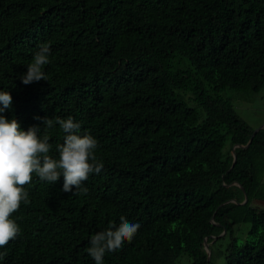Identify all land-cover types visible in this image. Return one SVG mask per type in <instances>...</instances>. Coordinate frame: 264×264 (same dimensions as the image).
I'll use <instances>...</instances> for the list:
<instances>
[{"label":"trees","instance_id":"1","mask_svg":"<svg viewBox=\"0 0 264 264\" xmlns=\"http://www.w3.org/2000/svg\"><path fill=\"white\" fill-rule=\"evenodd\" d=\"M44 43L47 81L25 85ZM262 87L264 0H0L2 115L54 159L65 134L43 118L72 117L103 164L86 194L33 174L0 264H95L91 237L121 216L140 228L103 264H264V127L246 145L225 95Z\"/></svg>","mask_w":264,"mask_h":264},{"label":"clouds","instance_id":"2","mask_svg":"<svg viewBox=\"0 0 264 264\" xmlns=\"http://www.w3.org/2000/svg\"><path fill=\"white\" fill-rule=\"evenodd\" d=\"M50 56V45H39L33 62L20 77L22 83L29 85L41 80L47 81L42 69L51 62ZM12 101L10 92L0 91V248L16 239L20 232L18 224L10 217L20 209L21 203H30L25 186L32 182L33 174L49 184H55L63 176L61 190L78 195L87 193L83 185L89 176L99 174L103 169V164L95 155L97 140L88 133L80 135L79 122L72 117L43 118L45 130L59 124L65 134L64 142L57 145L59 158L54 159L49 155L52 147L49 136L44 135L41 139L38 135L39 127L33 126L23 131L16 119L9 121L2 115L11 108ZM139 228L140 224L130 223L125 216H121L118 227L110 224L107 229L91 237V246L87 252L95 264H103L105 254L116 252L124 241L131 242Z\"/></svg>","mask_w":264,"mask_h":264},{"label":"rangeland","instance_id":"3","mask_svg":"<svg viewBox=\"0 0 264 264\" xmlns=\"http://www.w3.org/2000/svg\"><path fill=\"white\" fill-rule=\"evenodd\" d=\"M225 95L230 96L233 107L236 113L241 117L251 128L255 129L264 125V87L258 92H238L228 90ZM253 204L264 206L263 201L254 200ZM249 224H245L247 227ZM221 258L217 259V263Z\"/></svg>","mask_w":264,"mask_h":264},{"label":"water","instance_id":"4","mask_svg":"<svg viewBox=\"0 0 264 264\" xmlns=\"http://www.w3.org/2000/svg\"><path fill=\"white\" fill-rule=\"evenodd\" d=\"M262 127H264V125H261V126L255 128V129L253 130V132H252V134H251V136H250V138H249V140H248V142H247L246 145H248V144L251 142L253 135H254V134H255L260 128H262ZM246 145H245V146H246ZM235 159H236V155H235L234 152H233V162H235ZM246 201H247V196L245 195L244 200L241 202V204H242V203H245ZM204 246H205V249H206V252H207V260H209L210 250H209V248H208V245H207L206 240H204Z\"/></svg>","mask_w":264,"mask_h":264}]
</instances>
